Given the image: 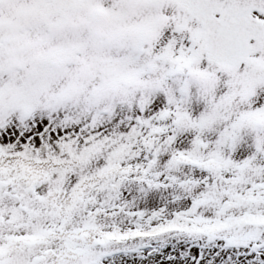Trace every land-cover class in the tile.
Masks as SVG:
<instances>
[{
  "label": "snow or ice",
  "instance_id": "1",
  "mask_svg": "<svg viewBox=\"0 0 264 264\" xmlns=\"http://www.w3.org/2000/svg\"><path fill=\"white\" fill-rule=\"evenodd\" d=\"M0 264H264V0H0Z\"/></svg>",
  "mask_w": 264,
  "mask_h": 264
}]
</instances>
